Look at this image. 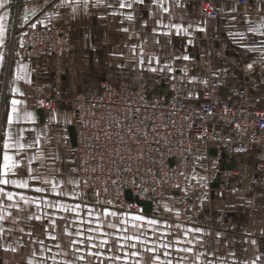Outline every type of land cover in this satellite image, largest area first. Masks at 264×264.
<instances>
[{"label":"crops","instance_id":"1","mask_svg":"<svg viewBox=\"0 0 264 264\" xmlns=\"http://www.w3.org/2000/svg\"><path fill=\"white\" fill-rule=\"evenodd\" d=\"M172 1L144 0L142 4L132 3L131 8H121L122 0H99L98 5L96 0H89L88 7L84 8L82 4L64 5L62 0H8L6 6L0 8V16L5 17L0 20L3 25L0 164L6 133L10 132V144L31 145L22 151L9 150L20 162L10 178L28 179L30 189H48L47 193H36L0 185L18 194L16 200L22 209L10 207L7 211L11 215L5 213L6 218L0 220V228L4 230L0 232V264H29L30 260L32 264H54L53 257L59 264L64 261L124 264L123 259H108L123 258L124 251L140 252L138 257H129L127 264L134 261L159 264L153 259L154 254L144 251L143 246L127 248L135 241L120 239L123 235L141 234L149 241L147 247L170 244L168 249L158 248L155 255L163 261L171 260L172 264H261L264 188L252 181L253 152L233 154L223 160L218 153L211 152V147L195 143L188 157L196 166L189 179L196 183L197 190L187 194L182 202L172 190L159 196H143L142 199L151 202V213H145L139 204L137 211L109 207L98 201L92 192L79 190L74 149L67 130L71 125V109L65 98L99 92L104 85L120 89L136 87L140 82L145 83L148 96L167 97L180 89L197 95L203 75L198 53H205L212 62L213 76L227 75L234 84L239 83L246 61L262 63L264 67V35L250 31L251 28L264 31V0H247L245 11H241L239 0H211L219 13L216 18L197 11L203 0H177L179 6H174ZM129 15L133 17L131 20L127 19ZM32 24H53L66 29L67 47L52 57L31 58L25 51L24 32ZM238 33L244 38L240 39ZM186 56L188 59H184ZM151 68L156 71H150ZM245 84L250 89L254 107L264 108V86L252 81ZM42 92L51 93L56 102L53 108L41 109L40 118L38 108L30 105L29 98ZM217 94L230 102L226 92L220 90ZM13 100L19 101L15 112L12 111ZM26 113H31L34 119H28ZM9 116L13 118L11 125ZM230 161L234 166L247 165L249 170L243 176H236L225 169V163ZM29 169L31 176L38 179L29 177ZM45 180L58 184L59 190L69 195H52L51 183H44ZM19 194L69 205L81 204V216L45 207L43 203L40 208L25 205L19 201ZM0 204L12 202L0 196ZM89 208L103 221L102 231L111 235L102 237L98 232L86 231L96 227L95 217L88 216ZM3 211L0 207V212ZM106 212H116L117 217L106 216ZM30 215L33 219H28ZM137 215L144 220L132 221L131 217ZM81 218L92 219L93 223L80 224ZM121 219L127 223L121 224ZM149 219L158 223L148 225ZM109 222L127 231L109 228ZM134 223L142 227H132ZM65 229L73 234L67 235ZM78 229L84 231V236L75 234ZM187 229L201 231L186 234ZM50 235L56 239H50ZM87 235L96 237L94 243L98 244L101 239L109 243L103 248H89ZM73 240H83V243L73 245ZM177 240L182 243L177 244ZM39 241H43V252ZM121 244H125L124 249ZM179 248H192V251H177ZM166 250L167 256L164 255ZM89 251H99L102 255L91 256ZM77 256L85 259L77 260Z\"/></svg>","mask_w":264,"mask_h":264},{"label":"built area","instance_id":"2","mask_svg":"<svg viewBox=\"0 0 264 264\" xmlns=\"http://www.w3.org/2000/svg\"><path fill=\"white\" fill-rule=\"evenodd\" d=\"M172 2L179 6V1ZM247 4V0H239L241 11ZM197 11L210 18L219 15L211 0L201 1ZM35 25L24 32L25 51L31 58L52 57L67 47L66 29ZM198 58L203 75L197 95L180 89L167 97L148 96L145 83L140 82L120 89L104 85L99 92L64 99L71 109L81 192H92L106 206L131 211L139 207L126 199V191L143 198L147 193L159 196L172 190L185 201L187 194L197 190L189 179L196 166L188 157L195 143L215 148L226 157L253 152L252 181L264 188V108L254 107L245 84L252 81L264 86L263 64L246 61L239 83L234 84L227 75H212L205 53H198ZM220 90L229 95L230 102L217 94ZM55 102L46 92L29 98L30 105L38 109L53 108ZM248 170L243 165L230 172L243 176ZM259 262L264 264V248Z\"/></svg>","mask_w":264,"mask_h":264},{"label":"snow or ice","instance_id":"3","mask_svg":"<svg viewBox=\"0 0 264 264\" xmlns=\"http://www.w3.org/2000/svg\"><path fill=\"white\" fill-rule=\"evenodd\" d=\"M97 2V5L99 4V0H96ZM156 2H158V0H156ZM8 3V0H0V8H4L6 6V4ZM62 3L64 5H67L69 3L71 4H74V5H83L84 8H87L88 7V4H89V0H62ZM132 3H137V4H142L144 3V0H122L121 4H120V7L121 8H124V7H127V8H131L132 7ZM165 11H167V9H165ZM73 12H75V7H73ZM5 17L3 16H0V20H3ZM133 17L131 15H129L127 17V19L131 20ZM27 22V21H25ZM33 28L36 27L35 24H32L31 25ZM179 27V26H177ZM264 27V26H262ZM202 30V29H201ZM251 32L253 33H258L260 35H264V31H261L260 29L258 28H251L250 29ZM236 35H239L240 36V39H243V34H236ZM3 42V25L0 24V43ZM184 59H188V57H184ZM143 62V61H141ZM249 68L252 67V65H248ZM150 71H156L155 68H151ZM19 79V76L17 77ZM206 83V82H205ZM19 103V101H16V100H13L12 101V105H13V108H12V111L15 112L16 111V105ZM26 117L28 119H34L32 114L31 113H26L25 114ZM13 123V118L12 116H9L8 118V124L11 125ZM6 139L3 143V162L2 164H0V185H3V186H8V185H11L13 186L14 188H19V189H26V190H29L30 189V185H29V181L28 179H12L10 178V174L11 175H15V169L19 166L20 162L17 161L13 155H10L9 154V150L10 149H13V148H16L18 150H23L25 147H31V145H24V144H21L19 142L15 143V144H10L9 143V140L11 139V133L8 132L6 133ZM29 177L31 179H38L36 177H32L31 176V169H29ZM44 183H51V194L52 195H55V196H67L69 195L68 193L66 192H61L59 190V185L54 183V182H50V181H47L45 180ZM31 191L33 192H36V193H47L48 192V189H45V188H42V187H32L30 189ZM0 196H3L4 198H6L7 201H10L12 202V204H9V205H3V204H0V207H3L4 211L3 212H0V220H4L6 218L5 216V213L10 216L11 213L7 211L8 208L10 207H17L19 209V203L17 202L16 200V197L18 196V194L16 192H13V191H6L5 187H0ZM19 201H22L25 205H30V204H34L37 208H40L41 207V203H43V205L45 207H51V208H54V209H57L59 211H63V212H72V213H75V215L77 217H80L81 216V209H82V205L81 204H74V205H69V204H65L63 202H60V201H50V200H47V199H43L42 197L41 198H37V197H29V196H25L23 194H19ZM19 210H22V209H19ZM106 216H111V217H117V213L116 212H106L105 213ZM88 216L89 217H95V221H96V227L95 228H92V227H89L88 229H86V231L88 233H92L93 231L95 232H98L100 234V236L102 237H107L109 235H111L110 233H106V232H103L102 229L104 228V223L103 221L100 220V217L98 214H96L94 212V210H92L91 208L88 209ZM35 219L39 220L40 217L39 216H35L34 217ZM63 218V217H61ZM28 219H33V216H29ZM131 220L132 221H142L144 220V217L142 216H132L131 217ZM80 224H92L93 221L92 219H88V220H85L83 218H81L79 221H78ZM148 225H156L158 223V221L154 220V219H149L146 221ZM120 223L121 224H125L127 223L126 220L124 219H121L120 220ZM132 227H135V228H140L142 227V225L140 224H132L131 225ZM107 227L109 228H115L118 232L119 231H127V229H120L118 225L116 224H113L111 222H109L107 224ZM179 227V226H178ZM3 228H0V232H3ZM21 231H23V229H21ZM192 231H196V232H199L201 231L200 229H187L186 230V234L187 232H192ZM65 233L67 235H72L73 233H71L70 231H68V229H65ZM76 235L78 236H84V231L78 229L77 232L75 233ZM29 235H31V233H29ZM50 239H53L55 240L56 237L54 235H50L49 237ZM86 239L87 241H89V248H103L105 245H107L109 243V241L107 239H101L99 241V243H94L93 241L96 240V237L92 236V235H87L86 236ZM120 239H122L123 241H135V243H131V244H128L127 245V248H131V249H135L137 247V244L143 246V250L144 251H148V252H151L153 253V259L155 261H158L159 264H172V261L171 260H168V261H163V260H160V257L158 255H155V253L157 252V249L160 248V247H163L164 249H168L171 245L170 244H153L152 247H147L149 241L147 238H143V234L141 235H123L120 237ZM188 243H192L191 241H187ZM39 243L42 245L41 247V252L44 251V248H43V241H39ZM77 243H83V240L81 241H76V240H73L72 241V244L75 245ZM177 244L179 243H182V241L180 240H177L176 241ZM57 248L60 247L59 244L56 245ZM121 249H124L125 248V244H121L120 245ZM15 249H13L14 251ZM74 251L76 252H79L80 249H73ZM110 250V249H109ZM177 251H182V252H191L192 251V248H179L177 249ZM169 253L167 252V250L164 252V255L167 256ZM64 255H67V253H65ZM88 255H91V256H101L102 253L97 251V252H92V251H89L88 252ZM201 255H203L201 253ZM140 256V252L138 251H132V252H128V251H124V256L123 258L122 257H108V259L110 260H121L123 259L124 260V264H127V260L129 257H138ZM77 260H84L85 257L84 256H77L76 257ZM53 261H54V264H59V262L55 261V257H53ZM29 264H32V261L30 260L29 261ZM63 264H74V261H64ZM133 264H139V261H134Z\"/></svg>","mask_w":264,"mask_h":264},{"label":"water","instance_id":"4","mask_svg":"<svg viewBox=\"0 0 264 264\" xmlns=\"http://www.w3.org/2000/svg\"><path fill=\"white\" fill-rule=\"evenodd\" d=\"M37 113L39 114L40 118L42 117V110L39 108L37 110ZM67 130H68V133H69V139H70V142L72 144V146H75L76 144V138H75V131H74V127L72 125H69L67 127ZM211 152L214 154V155H217V150L215 148H212L211 149ZM220 159H223L225 160L226 159V155L225 153H221L219 155ZM170 163H172V160H170ZM234 167V163L233 161H230L228 163H225V169L226 170H232ZM125 196H126V199L128 201H134L136 204H139L143 207V210L145 213H151V202L148 201V200H144L138 196H132L130 191H126L125 193Z\"/></svg>","mask_w":264,"mask_h":264},{"label":"rangeland","instance_id":"5","mask_svg":"<svg viewBox=\"0 0 264 264\" xmlns=\"http://www.w3.org/2000/svg\"><path fill=\"white\" fill-rule=\"evenodd\" d=\"M211 61H210V69H213V66L211 65ZM213 72V70H211V73ZM51 94V93H50ZM52 95V94H51ZM73 95H75V94H72L71 96H73ZM53 96V95H52ZM70 97V96H69ZM68 98V97H67ZM144 196H146V197H152V196H155V195H152V194H150V193H147V194H145Z\"/></svg>","mask_w":264,"mask_h":264}]
</instances>
